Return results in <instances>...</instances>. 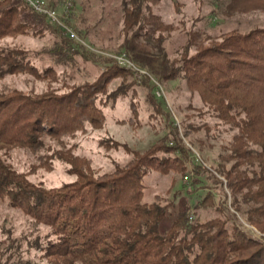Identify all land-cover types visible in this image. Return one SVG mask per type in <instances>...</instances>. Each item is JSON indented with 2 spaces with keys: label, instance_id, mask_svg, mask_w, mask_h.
<instances>
[{
  "label": "trees",
  "instance_id": "obj_1",
  "mask_svg": "<svg viewBox=\"0 0 264 264\" xmlns=\"http://www.w3.org/2000/svg\"><path fill=\"white\" fill-rule=\"evenodd\" d=\"M45 1L64 26L80 33V24L73 22L72 4ZM159 1L122 0V30L130 38L121 48L152 28V33L160 29L154 14ZM229 9L264 11V0H231ZM47 34L52 43L41 50L6 43L19 37L43 39ZM164 39L159 37L161 45ZM122 54L131 59L122 50L112 56ZM112 56L87 48L23 0H0V203L48 229L45 236L32 240L4 231L0 264H30L24 259L30 250L38 251L48 264H264V242L246 232L235 216H244L264 235V27L232 30L217 38L192 35L180 58L173 59L159 79L184 81L206 108L202 115L208 114L222 130L232 132L215 172L226 182L234 215H226L210 192L192 204L202 177L215 184L219 181L192 161L194 155L174 122L166 123L167 133L142 152L112 139L100 140L98 146L106 151L123 150L129 156L111 171L100 172L92 160L75 154L73 140L79 134L105 127L104 108L130 92L135 97L137 86L149 88L148 76L137 80ZM77 59L99 65L94 81L68 82ZM67 69L72 70L70 75ZM8 76L31 77L46 88L40 93L5 88ZM117 80L119 85L111 90ZM150 86L154 89L147 99L153 110L150 117L162 118L164 103L156 99L155 84ZM130 113V118L118 123L134 127L139 118L134 101ZM169 119L168 112L165 121ZM196 131L185 126L183 136L190 138ZM20 150L34 159L27 172L18 171L10 161L12 152ZM56 162L67 167L72 182L47 188L30 180L40 170L52 171ZM151 174L175 176L172 181L189 179L188 198L179 193L169 202L160 196L146 201L145 180ZM200 208L224 216L194 218Z\"/></svg>",
  "mask_w": 264,
  "mask_h": 264
},
{
  "label": "rangeland",
  "instance_id": "obj_2",
  "mask_svg": "<svg viewBox=\"0 0 264 264\" xmlns=\"http://www.w3.org/2000/svg\"><path fill=\"white\" fill-rule=\"evenodd\" d=\"M121 2L122 0H73L71 13L74 17V24H80V33H77L73 28L64 27L72 29L71 31L77 35L75 39L93 51L101 52L107 56H112L118 50L128 52L130 61L148 73L149 88L137 86L134 88L135 97L130 92L126 97H121L113 105L109 104L104 108L105 127L101 130H88L86 134H79L73 140L77 146L75 154L92 160L93 167L100 172L111 171L115 163H124L129 159V156L123 150L106 151L98 146L100 140L112 139L126 144L132 150L142 152L167 133L169 129H167L166 123L170 125L171 122H174L179 134L183 137L184 144L194 155L192 161L202 164L219 181L215 184L208 176L202 177L201 184L196 185L200 190L191 196L192 204L210 192L215 202L223 206L226 215H234L235 212L230 206L232 198L226 187V182L215 172L219 156L223 154V148L230 141L232 132L222 130L223 127L217 124L218 121L208 114L202 115L206 108L199 97L191 93L184 81L162 82L159 79L167 73L171 61L180 58L184 45L192 35L198 39L217 38L232 30L246 32L255 27H264V11H233L229 9L231 0H160L154 7V14L159 17L161 23L160 29L152 33V28L149 34L138 38L134 44L132 41L128 42L124 49L121 47L130 37H127L122 30ZM57 10L60 13L63 11ZM160 36L165 38L162 45L159 41ZM52 40L51 35L47 34L43 39L19 37L7 39L6 43L20 45L31 50H41L50 45ZM194 51L195 48L191 49L190 54ZM77 63L78 66L74 68L75 73L71 81H68L67 76L63 74H60V78L72 84L94 81L100 74L99 65L84 62L81 59H77ZM62 70L60 68L58 72H62ZM71 71V69H67L66 74L70 75ZM156 83L160 85L162 94L161 98L156 97V99L164 103L162 108L164 117L155 119L150 117L153 110L147 99L154 91L150 85ZM118 85L119 80L114 81L111 83L110 89L114 90ZM3 87L40 93L45 90L46 84L27 76H8L3 82ZM53 87H58V85L54 84ZM131 101H134L138 107V122L134 127L120 125L118 121L131 117ZM168 112L170 119L166 122L165 116ZM185 126L188 129L190 127L197 128L198 131L190 133V138L184 137ZM10 161L18 171L27 172L34 159L27 151L20 150L12 152ZM66 169L64 164L56 162L52 171L40 170L32 175L30 180L35 183H43L47 188L59 187L74 180V177L67 174ZM174 177L157 174L148 176L145 180L146 201H152L155 196H160L169 202L179 193L182 198H188L187 190L191 189V182L189 179L180 178L172 181ZM221 216L224 215L213 209L202 208L197 209L193 214L194 218L198 217L201 220ZM235 216L246 232L255 239L264 242V235L251 226L244 216L239 214ZM8 230H12L14 237L30 240L48 233L47 228L35 226L20 211L0 203V242L5 238L4 231ZM24 246L26 247L25 242ZM24 259L29 260L30 264H48L40 258V253L34 250L25 253Z\"/></svg>",
  "mask_w": 264,
  "mask_h": 264
},
{
  "label": "built area",
  "instance_id": "obj_3",
  "mask_svg": "<svg viewBox=\"0 0 264 264\" xmlns=\"http://www.w3.org/2000/svg\"><path fill=\"white\" fill-rule=\"evenodd\" d=\"M28 7H30L35 12L45 16L51 23L58 24L63 27L65 32L70 34L71 37L75 38L74 34L70 29L64 27L59 19V15L57 11L54 9H50L43 0H23ZM73 0H66V6H70ZM66 7V8H67ZM116 60L119 66H122L126 69L131 70L134 73V76L137 80H140L144 76H149L147 72L138 68L133 62H131L124 54L118 56H112ZM155 94L157 97H161L160 85L158 83L155 84Z\"/></svg>",
  "mask_w": 264,
  "mask_h": 264
}]
</instances>
